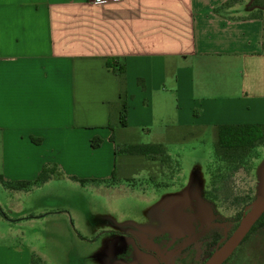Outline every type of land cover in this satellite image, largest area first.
Returning a JSON list of instances; mask_svg holds the SVG:
<instances>
[{
    "label": "crops",
    "instance_id": "0c3cea01",
    "mask_svg": "<svg viewBox=\"0 0 264 264\" xmlns=\"http://www.w3.org/2000/svg\"><path fill=\"white\" fill-rule=\"evenodd\" d=\"M227 1L0 0L4 179L32 181L53 165L60 174L47 182L111 177L120 79L110 58L124 64L126 129H155L150 143L180 141L186 127L263 123L264 6L223 11ZM18 233L0 241L42 243ZM0 264L33 259L0 242Z\"/></svg>",
    "mask_w": 264,
    "mask_h": 264
},
{
    "label": "rangeland",
    "instance_id": "374dc122",
    "mask_svg": "<svg viewBox=\"0 0 264 264\" xmlns=\"http://www.w3.org/2000/svg\"><path fill=\"white\" fill-rule=\"evenodd\" d=\"M254 3L231 0V7ZM155 132L121 130L117 137L126 147L135 137L156 142ZM214 140L208 129L167 142L171 161L162 165L120 152L112 184L56 178L10 193L0 184V232L20 230L42 243H16V233L0 242L30 253L33 264H204L264 198V146L246 167L229 172L217 168ZM151 175L158 176L156 184Z\"/></svg>",
    "mask_w": 264,
    "mask_h": 264
},
{
    "label": "trees",
    "instance_id": "16d2710c",
    "mask_svg": "<svg viewBox=\"0 0 264 264\" xmlns=\"http://www.w3.org/2000/svg\"><path fill=\"white\" fill-rule=\"evenodd\" d=\"M255 3L253 6L258 4L264 6V0H253ZM231 0H228L221 7L229 8L231 7ZM107 66L112 68L113 72L118 75L120 79V94L119 101L117 103L110 105V117L108 127L112 131L111 140L115 144V161L114 170L109 179L104 180H84L71 177L72 180L78 181L80 183L86 182H99L112 184L116 180L117 171V156L120 152L125 155H136L142 158V162H149L152 166L157 163L162 165L169 163L171 157L168 154L166 143H141L137 140L126 147H121L118 141L117 134L119 131H126L127 121V94L125 89V69L122 61L117 58H110L107 60ZM113 119V120H112ZM116 122V128L113 124ZM180 131H185L186 134H182L179 140L184 141L188 138H194L199 136L204 132V127H186L180 129ZM212 131L214 132V155L216 163L220 166H224L229 172L246 167L249 161L252 160L256 155V150L259 147L264 146V122L263 123H253V124H226V125H216ZM180 134V133H179ZM100 139L96 138L91 141L93 148H97L100 145ZM123 145V144H122ZM211 174V171L209 172ZM58 170L55 165L44 166L35 180L32 181H7L4 179L3 175L0 173V184L7 190H22L27 188H32L36 185L43 184L54 176H58ZM158 176L151 175L150 181L152 183H157ZM164 184V183H162ZM205 197L208 200L207 193L205 192ZM1 212V211H0ZM238 226V224H237ZM236 226V227H237ZM235 230V229H234ZM250 238L254 241L250 242ZM180 240V239H178ZM258 241H264V212L251 224L244 238L239 244V248L235 251H254L257 252ZM252 246L253 250L245 248L244 245ZM221 245H218V248ZM264 250V249H263ZM182 262V261H181ZM184 264H189L191 261L182 262ZM180 264V262H177Z\"/></svg>",
    "mask_w": 264,
    "mask_h": 264
},
{
    "label": "water",
    "instance_id": "95a60500",
    "mask_svg": "<svg viewBox=\"0 0 264 264\" xmlns=\"http://www.w3.org/2000/svg\"><path fill=\"white\" fill-rule=\"evenodd\" d=\"M264 212V198L253 204L251 209L241 218L238 226L204 264H222L238 247L251 224Z\"/></svg>",
    "mask_w": 264,
    "mask_h": 264
},
{
    "label": "flooded vegetation",
    "instance_id": "af4514ba",
    "mask_svg": "<svg viewBox=\"0 0 264 264\" xmlns=\"http://www.w3.org/2000/svg\"><path fill=\"white\" fill-rule=\"evenodd\" d=\"M254 241L250 238V242ZM245 248L253 250L252 246L244 245ZM240 246L236 249H238ZM235 249V250H236ZM258 251H233V253L222 263V264H264V241H258L257 248ZM177 264V262H174ZM180 264H184L180 261ZM191 264V263H189ZM194 264H197L196 262Z\"/></svg>",
    "mask_w": 264,
    "mask_h": 264
},
{
    "label": "built area",
    "instance_id": "2783aa9c",
    "mask_svg": "<svg viewBox=\"0 0 264 264\" xmlns=\"http://www.w3.org/2000/svg\"><path fill=\"white\" fill-rule=\"evenodd\" d=\"M103 1V0H102ZM112 1H119V0H112Z\"/></svg>",
    "mask_w": 264,
    "mask_h": 264
}]
</instances>
